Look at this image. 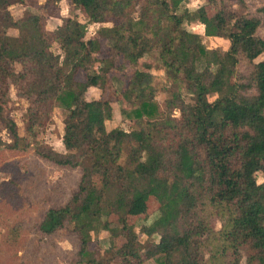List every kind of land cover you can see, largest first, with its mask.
Instances as JSON below:
<instances>
[{"label":"trees","instance_id":"obj_1","mask_svg":"<svg viewBox=\"0 0 264 264\" xmlns=\"http://www.w3.org/2000/svg\"><path fill=\"white\" fill-rule=\"evenodd\" d=\"M20 1L0 0V129L14 140L0 137V151L20 140L15 121L4 115L16 85L31 101L28 132L44 129L54 107L66 110L67 152L38 141L35 153L78 172L67 198L54 199L35 232L50 238L67 226L74 264H240L244 255L247 264H264V180L257 179L264 178V60L255 62L264 54L258 34L264 6L238 13L232 0H212L210 14L206 5L188 9L186 0H70L87 21L67 17L49 32L43 14L13 17L9 7ZM61 1L46 0L43 9L55 15ZM105 22L114 25L101 57L88 24ZM194 22L229 47H208L187 27ZM53 41L61 53L51 49ZM153 51L169 82L165 107L144 61L122 91L131 107L122 112L135 127L108 129L113 108L101 94L108 74L118 58L138 63ZM243 61L253 65L246 76L238 70ZM91 87L101 93L88 100ZM151 197L158 207L149 214ZM111 215L121 219L114 232L123 241L111 240L106 256L95 255L91 233L108 228ZM141 215L137 231L127 216ZM140 233L155 240L144 245Z\"/></svg>","mask_w":264,"mask_h":264},{"label":"rangeland","instance_id":"obj_2","mask_svg":"<svg viewBox=\"0 0 264 264\" xmlns=\"http://www.w3.org/2000/svg\"><path fill=\"white\" fill-rule=\"evenodd\" d=\"M23 3H15L9 7L15 19L24 16L28 12L43 14L45 16V30L54 32L67 17L77 16L81 21H87L85 12L73 7L70 0H62L60 9L55 15H50L43 9L46 0H22ZM212 0H186L185 7L195 10L206 5L209 13L216 10V5L211 4ZM238 13L246 12L247 8L256 14L258 8L264 6V0H245L242 3L232 0ZM113 22L101 24H88V37L98 38L100 51L98 55L106 56V36L113 27ZM187 27L198 33L208 47L227 49L229 40L223 37L210 38L205 35V27L199 22L188 23ZM8 34L19 36L15 29H8ZM258 34L264 37V29L260 28ZM51 49L55 53H61L60 44L52 42ZM264 60V54L259 56L255 62ZM151 64L152 74L159 93L157 95L161 105L165 107L168 99L167 88L169 82L157 52L147 53L143 61L130 63L123 58L117 59V66L107 76L105 89L99 91L102 98L108 99L113 108L112 118L107 121V128H123L131 130L135 127L133 119L124 115L122 110L131 107L122 95L127 86L129 76L138 68H142L143 62ZM253 65L245 61L239 64L238 70L241 75H248ZM79 80H84V74L77 75ZM89 89L86 94L88 100L97 94V91ZM20 89L12 85L9 91V101L4 105V115L13 119L17 125L20 136L18 145L14 148L3 146L0 151V264H74L73 245L69 241L67 226L59 230L56 235L50 238L41 237L35 232L37 223L51 207L55 198H67V189H72L77 182L78 172L76 169L56 167L45 160H42L35 153L36 142L47 144L55 150L66 153L63 144L64 119L66 110L61 107H54L51 112V119L47 126L37 129L34 133L27 131L28 109L31 101L19 95ZM213 98V97H212ZM128 111V112H129ZM175 114L178 115L177 112ZM0 137L7 144H14L9 132L4 128L0 129ZM259 182L263 176L257 174ZM62 188L63 193H59ZM59 194V195H58ZM158 207V202L151 197L148 213H152ZM145 216H127V222L133 224L137 231L140 229L139 221ZM108 228L102 224L91 233L89 249L91 253L99 256H106L109 242L112 240L116 246L120 245L123 237L115 234L122 225L121 219L115 215L107 218ZM215 227L220 228L221 223L214 221ZM103 226V227H102ZM115 231V232H114ZM155 238H148L140 233V240L144 245ZM247 256L244 255L240 264H247ZM146 264H155L150 260Z\"/></svg>","mask_w":264,"mask_h":264},{"label":"crops","instance_id":"obj_3","mask_svg":"<svg viewBox=\"0 0 264 264\" xmlns=\"http://www.w3.org/2000/svg\"><path fill=\"white\" fill-rule=\"evenodd\" d=\"M90 89H92V90H94V91H97L96 93L97 94H95V96L94 97H92V98H98L99 96H100V92H99V89H97V88H95V87H91ZM91 90V91H92ZM87 94V93H86ZM87 97V96H86Z\"/></svg>","mask_w":264,"mask_h":264}]
</instances>
